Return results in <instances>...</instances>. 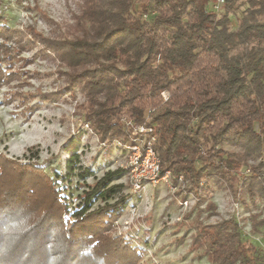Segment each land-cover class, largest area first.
<instances>
[{
    "label": "trees",
    "instance_id": "1",
    "mask_svg": "<svg viewBox=\"0 0 264 264\" xmlns=\"http://www.w3.org/2000/svg\"><path fill=\"white\" fill-rule=\"evenodd\" d=\"M209 1L82 0L71 38L53 44L32 39L72 70L71 85L87 99L85 120L102 139L128 141L122 118L142 125L154 108L149 126L162 171L181 174L199 201L209 183L235 191L238 180L240 195L255 204L264 201V0H224L217 13L207 8ZM18 37L30 43L25 33L0 25V85L20 79L10 71L23 51ZM67 151L69 175L76 170L80 181L95 179L72 213L40 168L0 156V177L9 169L11 181L0 184V264L12 263L2 251L11 243L31 251L28 258L21 253L17 263L139 262L147 241L131 248L129 241L108 234L127 202L121 197L107 203L119 187L111 182L123 170L96 179L81 166L75 148ZM98 201L105 204L93 209ZM66 214L72 221L64 224ZM262 226L264 218L252 222V230ZM199 238L213 264H264V251L245 238L235 220L203 227Z\"/></svg>",
    "mask_w": 264,
    "mask_h": 264
},
{
    "label": "rangeland",
    "instance_id": "2",
    "mask_svg": "<svg viewBox=\"0 0 264 264\" xmlns=\"http://www.w3.org/2000/svg\"><path fill=\"white\" fill-rule=\"evenodd\" d=\"M81 3L82 0H0V25L18 34L25 33V42H30L24 44L18 37L23 51L14 56L10 71L17 72L20 79L0 85L1 158L16 165L32 164L40 168L41 174L52 179L69 213L74 212L83 191L95 179L80 181L76 170L69 175L65 165L70 156L67 149H76L81 166L92 170L96 179L107 172L123 170L111 182V186L119 187L107 203L114 204L121 197L127 198V202L108 234L129 241L131 248L141 247L140 239L147 241L145 254L135 264H213L207 258L209 251L199 232L203 227L231 220L238 223L245 238L264 251V226L252 230V222L264 218V201L251 204L242 197L238 180L233 183L235 191L227 185L209 183L207 193L199 201L195 189L181 174L174 176L168 170H161L159 156L153 148L156 140L149 126L154 108L146 111L142 125L122 118L128 141L114 137L102 139L85 120L87 99L80 88L71 85L72 70L39 40L32 39L35 35L53 44L65 36L71 38L75 34L73 30L76 31L75 18L81 14ZM211 5L209 1L207 8ZM230 17L235 28V18ZM32 40L36 43L31 44ZM161 96L164 101L169 98L167 92ZM24 98L29 99L23 101ZM147 148L152 149L150 154L145 153ZM224 149L238 152L229 146ZM148 156L158 160L159 177L150 173ZM145 158L143 171H131ZM9 177L8 169L0 177V184L10 183ZM200 185L204 186L205 182ZM134 188L138 189L137 194L133 193ZM104 204L98 201L93 209ZM62 218L64 224L72 221L68 214ZM8 245L4 244L2 251L9 254L10 264H46L44 258L17 263L15 260L21 253L28 258L31 251L13 248L12 243ZM57 246L56 242L55 250Z\"/></svg>",
    "mask_w": 264,
    "mask_h": 264
},
{
    "label": "built area",
    "instance_id": "3",
    "mask_svg": "<svg viewBox=\"0 0 264 264\" xmlns=\"http://www.w3.org/2000/svg\"><path fill=\"white\" fill-rule=\"evenodd\" d=\"M212 2V5H211V7H210V10L211 11H213V12H219L220 11V9H221V7H222V5L224 4V0H212L211 1ZM132 149H134V148H132ZM135 149H137L138 150V148H135ZM145 151V153H149V152H151L152 151V149L151 148H147L146 150H144ZM150 154V153H149ZM148 158H149V156H148ZM146 160V158L145 159H143V160H141V164L139 165V166H135V167H133L132 169H131V171L132 170H141V171H143V168H142V165H143V163H144V161ZM149 161H151V164L149 165V168H150V173H152L153 174V176H155V177H159V175H160V170H159V165H158V160L156 159V158H154V157H152V158H149ZM166 175V174H165ZM139 185V184H138ZM137 185V186H138ZM135 190H133V193L134 194H137V188H134Z\"/></svg>",
    "mask_w": 264,
    "mask_h": 264
}]
</instances>
